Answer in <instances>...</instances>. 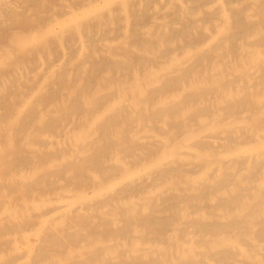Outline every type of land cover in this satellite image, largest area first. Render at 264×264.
<instances>
[{"label":"bare ground","instance_id":"obj_1","mask_svg":"<svg viewBox=\"0 0 264 264\" xmlns=\"http://www.w3.org/2000/svg\"><path fill=\"white\" fill-rule=\"evenodd\" d=\"M0 264H264V0H0Z\"/></svg>","mask_w":264,"mask_h":264}]
</instances>
